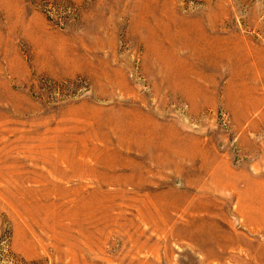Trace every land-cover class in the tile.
Instances as JSON below:
<instances>
[{
	"label": "rangeland",
	"instance_id": "1",
	"mask_svg": "<svg viewBox=\"0 0 264 264\" xmlns=\"http://www.w3.org/2000/svg\"><path fill=\"white\" fill-rule=\"evenodd\" d=\"M0 264H264V0H0Z\"/></svg>",
	"mask_w": 264,
	"mask_h": 264
},
{
	"label": "crops",
	"instance_id": "2",
	"mask_svg": "<svg viewBox=\"0 0 264 264\" xmlns=\"http://www.w3.org/2000/svg\"><path fill=\"white\" fill-rule=\"evenodd\" d=\"M242 171L244 172L245 170L244 169H242ZM254 180V179H253Z\"/></svg>",
	"mask_w": 264,
	"mask_h": 264
},
{
	"label": "bare ground",
	"instance_id": "3",
	"mask_svg": "<svg viewBox=\"0 0 264 264\" xmlns=\"http://www.w3.org/2000/svg\"><path fill=\"white\" fill-rule=\"evenodd\" d=\"M28 250H29V249H28ZM28 250H27V251H28Z\"/></svg>",
	"mask_w": 264,
	"mask_h": 264
}]
</instances>
